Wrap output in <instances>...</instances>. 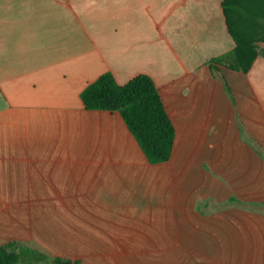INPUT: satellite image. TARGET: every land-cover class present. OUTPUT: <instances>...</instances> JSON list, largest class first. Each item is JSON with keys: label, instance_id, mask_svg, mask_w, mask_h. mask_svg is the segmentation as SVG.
Returning a JSON list of instances; mask_svg holds the SVG:
<instances>
[{"label": "crops", "instance_id": "0c3cea01", "mask_svg": "<svg viewBox=\"0 0 264 264\" xmlns=\"http://www.w3.org/2000/svg\"><path fill=\"white\" fill-rule=\"evenodd\" d=\"M223 1L0 0V245L264 264V41L247 73L213 63L235 46ZM105 73L152 80L167 162L150 165L117 112L84 109Z\"/></svg>", "mask_w": 264, "mask_h": 264}, {"label": "trees", "instance_id": "16d2710c", "mask_svg": "<svg viewBox=\"0 0 264 264\" xmlns=\"http://www.w3.org/2000/svg\"><path fill=\"white\" fill-rule=\"evenodd\" d=\"M221 8L235 46L229 59L212 62L247 73L261 54L256 43L264 41V0H224ZM211 70L214 72L213 67ZM223 85L227 90L226 84ZM80 98L85 110L117 112L150 165L170 159L174 127L148 76L138 75L119 85L110 73H105L87 85ZM0 264L80 263L50 255L27 242L12 240L0 245Z\"/></svg>", "mask_w": 264, "mask_h": 264}]
</instances>
